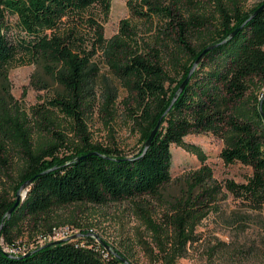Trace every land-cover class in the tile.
Wrapping results in <instances>:
<instances>
[{
  "label": "trees",
  "instance_id": "16d2710c",
  "mask_svg": "<svg viewBox=\"0 0 264 264\" xmlns=\"http://www.w3.org/2000/svg\"><path fill=\"white\" fill-rule=\"evenodd\" d=\"M126 4L133 18L153 30L150 36L141 34L129 19H121L117 32L106 39L103 21L111 0H0V87L5 88L9 68L17 64L33 65V77L39 71L62 88L47 99V108L37 110L33 124L18 110L10 113L9 103L0 100V159L7 164L1 154L12 144L22 161L13 192L32 179L9 217L15 200L0 197V264H125L82 232L35 243L24 253L6 248H19L13 228L20 218L40 220L54 208L70 204L102 205L158 195L171 180V145H184V137L193 131L211 132L224 140L219 153L224 163L251 168L244 183L226 185L244 203L264 209V8L252 17L259 6L245 11L239 0ZM213 44L218 45L206 52L165 113L198 54ZM100 58L127 90L132 116L147 124L144 142L162 116L144 153V142L128 155L90 140L85 110L98 92ZM171 70L178 80L172 79ZM100 88L107 91L103 106L110 109L114 98L104 76ZM6 93L9 96L8 89ZM52 110L71 122L79 144L56 129ZM209 175L206 166L190 175L187 190L170 207L167 219L178 240L187 237L186 226L194 218V205L205 193Z\"/></svg>",
  "mask_w": 264,
  "mask_h": 264
},
{
  "label": "rangeland",
  "instance_id": "374dc122",
  "mask_svg": "<svg viewBox=\"0 0 264 264\" xmlns=\"http://www.w3.org/2000/svg\"><path fill=\"white\" fill-rule=\"evenodd\" d=\"M126 2L111 0L110 11L103 21L106 39L117 32L121 19H129L138 25L141 34L149 32V25H143L130 15ZM239 2L245 11H250L264 0ZM152 32L148 33L149 36ZM199 42L198 38L195 39L194 45L198 46ZM97 65L100 74L98 92L85 110L90 140L92 144L116 149L121 154H132L144 142L147 124L136 121L132 116L130 107L133 103L127 90L108 70L102 58L97 59ZM33 73V65L12 64L5 88L0 87V100L5 99L9 103L10 113L18 110L19 114L27 117L29 124L38 118L36 112L39 108L48 107L47 99L55 98L62 90L39 71L34 77ZM170 73L172 79L178 80L175 72L171 70ZM101 76L112 88L114 104L110 109L103 106L107 91L100 88ZM43 83L48 85L47 88H38ZM51 112L58 124L56 129L79 144L71 122L56 110ZM184 142V145L172 144L170 147L171 180L158 195L102 205L70 204L54 208L40 220L20 218L13 228L14 241L22 248H32L35 242L38 245L39 242L49 243V238L50 242L58 241L69 237L68 232L78 229L74 231L76 234L82 232L111 253L128 257L129 261L125 259L129 264H264V209L244 203L226 185L229 181L244 183L251 174V168L240 162L224 163L219 156L224 140L211 132H190L184 137ZM1 156L7 158V164L3 158L0 159V197L16 200L13 191L22 161L12 144ZM202 166L210 171L203 187L205 193L194 205V218L185 230L186 239L178 240L167 215L171 205L187 190L189 176ZM34 238L35 241L32 240Z\"/></svg>",
  "mask_w": 264,
  "mask_h": 264
},
{
  "label": "water",
  "instance_id": "95a60500",
  "mask_svg": "<svg viewBox=\"0 0 264 264\" xmlns=\"http://www.w3.org/2000/svg\"><path fill=\"white\" fill-rule=\"evenodd\" d=\"M264 8V3H262L252 14V17L254 15H256L257 13H259L262 9ZM241 26L239 28H236L235 30H233L230 35L229 38L233 37V35L237 32L238 29H240ZM226 40H223L221 43L225 42ZM216 45L218 44H213V45H209L207 47H205L196 57V59L194 60V62L192 63V66L190 67L186 77L182 80V82L180 83V85L178 86L177 90L175 91L171 102L169 104V106L167 107L165 113L171 109V107L173 106L175 100L177 99V97L181 94V92L183 91L184 87L186 86V84L188 83L191 74L193 73V71L198 67V65L200 64V62L202 61L203 56L206 54L207 51L213 49L214 47H216ZM262 99H264V92L262 95ZM162 122V116L157 120L154 128L150 131L148 138L146 139L144 146H143V153L149 148V146L151 145V142L156 134V132L158 131V129L160 128ZM32 179H29L27 181H25L24 183L21 184V186L19 187V189L16 192V200L13 204V206H11V208L8 209L7 211V216L9 217L11 215V212L13 211L14 207L16 205H18V203L21 201V199L25 196L26 194V190L27 187L30 185ZM2 228V224L0 225V229ZM76 235H73V237H75ZM108 248V247H107ZM114 256L120 257L117 253L113 252ZM121 260L125 263V264H129V262L125 259L120 257Z\"/></svg>",
  "mask_w": 264,
  "mask_h": 264
},
{
  "label": "built area",
  "instance_id": "2783aa9c",
  "mask_svg": "<svg viewBox=\"0 0 264 264\" xmlns=\"http://www.w3.org/2000/svg\"><path fill=\"white\" fill-rule=\"evenodd\" d=\"M66 232V231H65ZM69 234H70V236H71V234L73 235V234H76L75 232H68ZM50 240H51V238H49ZM64 239V238H63ZM50 240H48L47 242H50ZM53 242V241H52ZM36 244L38 243V242H35ZM35 243H34V245H35ZM46 243V242H45ZM45 243H40L39 242V244L40 245H42V244H45ZM7 249V251L8 252H10V253H13V254H18V253H24L25 252V249L24 248H22V247H20L19 246V248H10V249H8V248H6Z\"/></svg>",
  "mask_w": 264,
  "mask_h": 264
},
{
  "label": "bare ground",
  "instance_id": "6f19581e",
  "mask_svg": "<svg viewBox=\"0 0 264 264\" xmlns=\"http://www.w3.org/2000/svg\"><path fill=\"white\" fill-rule=\"evenodd\" d=\"M64 230L67 232L68 228L65 227ZM76 230L78 231V229H76ZM76 230H72L71 232H74V231L76 232ZM56 233H57V231H56ZM52 236H53V235H52ZM54 236H55V235H54ZM65 238H66V237H65ZM60 240H61V239H60Z\"/></svg>",
  "mask_w": 264,
  "mask_h": 264
}]
</instances>
